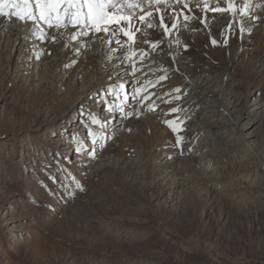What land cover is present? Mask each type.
<instances>
[{
  "label": "rangeland",
  "instance_id": "1",
  "mask_svg": "<svg viewBox=\"0 0 264 264\" xmlns=\"http://www.w3.org/2000/svg\"><path fill=\"white\" fill-rule=\"evenodd\" d=\"M196 1L186 3L193 6ZM234 4L246 9L242 0H234ZM145 8L151 10L147 5ZM186 8L177 5L178 13L186 12ZM136 12L142 14L139 9ZM234 38L223 34L215 45L207 43L209 50L219 44L218 52L210 53L216 58L207 54L209 61L200 57L180 59L176 66L181 70L179 74H172L174 68L168 70L163 73L167 80H161L150 92L140 91L133 99L132 83H128L125 96L118 92L116 98L106 91L101 94L99 88L90 91L84 74L69 71L58 76L47 72L51 51L42 48V54L32 60L27 57L24 43L12 46L1 37L0 211H6L10 220L6 225L0 221V264H211L212 260L264 264V251L250 258L247 251L233 246L235 240L249 245L252 237L244 239L243 233L247 227L257 233L255 241L264 239V119H254L248 113L258 103L257 110L264 116V70L256 76L252 68H261L264 51L261 63L255 62L253 54L243 59L244 50ZM122 42L136 53L129 60L140 57L135 51L138 43L128 39ZM154 43L159 46L155 50ZM162 43L158 38L146 44L144 57H162L166 53ZM22 60H29L28 68L35 66L38 70L32 81L26 79L28 71L18 69ZM71 68L74 65L67 69ZM202 69L209 70L215 81L213 89L195 92L191 98L183 85L175 94L169 91L170 78L180 83L185 72ZM221 88L240 106L231 113L216 107L213 115L211 96ZM216 99L222 100L220 95ZM111 100L125 105V113L152 100L155 104L161 102L163 109H148L143 115L149 121L153 115H160L161 120L156 119L163 130L154 134L146 125L135 127L133 119H138L140 113L128 118L117 113L116 117L125 123L122 133L109 137L102 157H98L96 140L97 155L86 163L89 169L85 180L58 169L65 151L52 153L46 147L48 141L69 140L82 117L81 124L86 128L83 145L87 148L97 128L88 107L96 106L97 118H103ZM172 108L179 111L172 113ZM166 120H177V132L164 123ZM177 135L182 137L179 146ZM36 139L41 144L33 141ZM150 150L160 155L147 161ZM122 157L129 159L130 165L135 164L129 173H122L120 165L116 172L99 168L108 160ZM161 167L175 169L168 186L162 185L156 174ZM46 198L52 200L49 208L37 203H46ZM62 206L61 215L49 222V211ZM22 219L27 222L20 229ZM18 229L20 232L12 238L13 230ZM34 229L37 240L31 237L26 242V232ZM19 246H26L25 252Z\"/></svg>",
  "mask_w": 264,
  "mask_h": 264
},
{
  "label": "bare ground",
  "instance_id": "2",
  "mask_svg": "<svg viewBox=\"0 0 264 264\" xmlns=\"http://www.w3.org/2000/svg\"><path fill=\"white\" fill-rule=\"evenodd\" d=\"M238 1L240 0H235V3H237ZM242 1L247 4V10L244 9L243 15L241 14L240 9H238L235 4L234 5L236 11L234 14L231 12H225L222 14L210 10L217 7V5L227 8L228 5L225 0H221V2L220 0H199V2L205 3H202V6H198L197 3L199 2L196 1L197 3L194 2L193 6H188L186 8V12L179 13L177 11V5L179 4L184 6V3H186L187 0H184V3H177L176 0H167V4H160L157 6L162 9L160 13H156L154 9H151L153 11V15L149 17V22L155 25V27L149 28L147 23L141 24L138 20L134 24V29H140V31L135 32L134 40L135 43H138L135 51L139 52L138 55H140L141 51L147 54L146 44L150 42L152 43L153 41L158 40V38H161V41H163V50L166 51V53H164L162 57H157V55L152 54L153 56H147L148 58L144 57L143 59H141L140 57H136L132 60H129L128 57L130 56V51L128 52L127 50L129 48L126 45L121 46L115 43L116 39H120L122 41L123 39H127V37H124L120 33H117V35L113 37L111 33L106 34L103 31L97 33L94 29L89 31L88 35H82L81 33L82 31H84L83 29H81L79 26L73 27L70 24H68L67 26H61L60 28H49L47 24L42 22L43 24H45L43 25L39 22L40 28H42L45 33V38L41 39L37 34H34L35 32H38V29H35L31 21L21 23L17 21L15 17H0V39L1 37H6L7 40L10 41L12 46H14V44L18 42L24 43V47H26L25 50L29 52L27 54V57L32 60H34L38 55L42 54L40 52L41 50L44 51V49L42 48L49 50V52L51 51L52 56L50 57V62L46 64L47 72L49 70L52 74H57L58 76H60L61 74H66L69 71L75 74H84L86 80L90 84V91H94L96 88H99L101 94L106 91L109 95H112L114 96V98H116L118 92L123 93V95L125 96V90L128 83H132L134 89L140 88L141 91L148 90L150 92V90L154 89L159 85L160 82H162L161 80H159V77L163 76V73L167 72L168 70L170 72V69L174 68L172 74L176 72L177 74H179V71L181 70L176 66L180 59H184V61H187L189 58L193 59L196 57H200L202 60L209 61V55L207 54L218 52V49L216 47L219 44H217L213 48V50H209L207 43L213 44V40L217 41L218 43V40L223 34L226 38L235 37L240 41V49L244 50L243 59H245V56H250V54H253L255 62L261 63L259 59L261 53L264 51V0ZM117 3L119 7V5L123 4V0H117ZM205 4H207L209 8L208 11L204 10ZM7 10L8 9H6V11ZM124 11H127V9L125 8ZM257 15H260V17H257ZM161 16H163L165 24L170 29V32L167 35H165L163 29L159 28L158 26ZM185 16L190 17V19L185 20ZM202 20L205 21V23H201ZM260 23L262 28H259ZM173 24L176 25L175 28L172 27ZM229 25H231V27H229ZM112 27H114V25H109V28ZM241 28L244 29L243 32H241ZM144 32L146 33L144 34ZM73 35L76 36L75 40L71 38ZM51 37L56 38V43L54 45ZM179 43H181V45H179ZM257 46L259 47L257 48ZM184 47L185 51H183ZM150 52H152V50H150ZM210 55L215 56L214 54ZM114 56L117 57V59H113L112 57ZM0 62H2V58H0ZM28 62L29 60L27 61V63ZM27 63H25L24 60L20 61V67L18 69L22 68L28 71L26 72V79L32 81L33 76L36 75L38 70L35 66H29L30 68H28ZM234 63L235 60H233V64ZM69 65H74V68L67 69ZM243 65L245 64L242 63V68L244 67ZM261 65L264 66V63H262ZM262 66L260 69L252 66V68L255 69L256 76L261 74V72L264 70V67ZM88 68L92 70L88 71ZM208 71L202 69L199 72H185V76L182 77L180 83H178L179 81L174 82L175 79L170 78V81H168V89L170 88L169 91H173L174 93L177 92L176 89H179V86L183 85L184 89L189 90L188 96L189 98H191L193 93L205 91L215 86V81L211 79V75ZM158 80L159 82H157ZM149 81H151V83H149ZM121 84H123L122 89L119 87ZM227 89L228 88H226V90ZM224 90V88H221L217 92L215 91L214 94L212 93L213 95L211 97L215 107H210L212 110L210 111L211 114L213 113V115H215L216 113L214 112L216 107L224 108L226 111L231 113L234 109L240 106L239 101ZM219 95L221 96L222 100L216 99V97ZM153 104H155L154 100L148 103H143L142 105H137V107L133 105V107H135L134 111L138 110L141 115H139L140 117L138 119H133V121L135 123V127L146 125L149 131L154 134H158L163 130L157 121V119L161 120V116L151 115L153 117V120L149 121L145 117L146 115H143V113L150 109L151 106L157 109H163L164 107L161 102H157L155 105ZM124 106L125 105L121 104L118 101L113 102L111 100V103H108L107 106L108 111L103 118H97V108L95 109L96 106L92 105L88 107L90 113L95 118L97 128L95 127L96 130L91 133L89 137V146L87 148L83 145V133L86 131V128L84 127L83 123L81 124L82 117L80 119V122L74 128L75 131L69 140L63 141L59 140L58 138L50 139L48 141L49 146H46L47 149L49 151H52V153H58L63 150L65 151L66 155L65 157L60 159L58 164L59 166H57V168L70 172L71 176L73 177L79 176L80 178H83L85 180V177H87L86 171H88L89 169V167L86 166V163L94 158V156H96L97 154L98 157H102V154L106 151V149L104 151L102 150L104 149L105 144L108 142L109 137L116 132L122 133L121 128L124 127L123 125L125 123H121L120 116H123V114L125 113L126 106ZM258 107V103L253 104L248 113L253 115L252 117L254 119L257 118L259 120H263L264 116L261 112H259V110H257ZM117 113H120L121 115L116 117L118 115ZM122 122H124V120H122ZM120 123L122 124V127H120ZM96 140L99 141L98 145L96 146V149H99L97 154H95L94 145V143H96ZM33 141L41 144L38 139ZM159 153L160 152L158 151L157 154L153 155V150H150L147 153L146 160L148 161V158L155 159V157L160 155ZM130 163L131 162L129 159L122 157V159L119 160H108L106 165L100 166L99 168L102 171L104 169H108L109 171L116 172V167L120 165L118 168H121L122 173H129V171L134 168L135 165H130ZM45 170L48 171V169ZM174 170H172V168L169 169L167 167H161V171H157L156 174L159 177L162 185L168 186L167 184L170 183V180L174 175ZM39 199H43V197L40 196ZM37 203L40 206H46V208H49L52 205V200L46 198V203L40 200H38ZM63 203L67 204L68 201ZM63 207L64 206H62L60 209H57V207H55L52 208L53 210L49 211L51 212L49 213L51 214L49 222H53L54 218L61 215V210ZM8 216L9 215L6 213V211H0L1 223L3 222L6 225L8 223V220H10L7 219ZM21 222L22 224H20L19 226L20 229H22L21 227L23 223L27 222V219H22ZM20 229H18V231L13 230L12 238L14 234L20 232ZM35 229L30 230L29 233L26 232L28 235L26 237V242L30 240L31 237L34 238L33 241L37 240L38 237L36 236L38 235V233L37 231H35ZM243 233L244 239H250V237H252L249 245H245L243 242L235 240L233 246H238L235 247V250L243 249V251H247L248 257L250 258H252V256L257 253L264 251V239L260 238L259 240L255 241L254 239L257 236V233L255 234L253 228L247 227ZM228 237H233V233L230 232ZM256 243L257 247H254V244ZM19 249H24L25 252L26 246H19ZM203 257L207 259L205 255H203ZM211 264L222 263L218 260H212ZM223 264L228 263L226 262Z\"/></svg>",
  "mask_w": 264,
  "mask_h": 264
},
{
  "label": "snow or ice",
  "instance_id": "3",
  "mask_svg": "<svg viewBox=\"0 0 264 264\" xmlns=\"http://www.w3.org/2000/svg\"><path fill=\"white\" fill-rule=\"evenodd\" d=\"M176 2L184 3V0H176ZM225 2L228 5L227 8L217 5V7L210 10L222 14L225 12L234 14L236 11L234 0H225ZM160 4H167V0H123V4L119 5V7L117 0H0V17H15L16 20L21 23L31 21L35 29H38V32L34 34H37L41 39L45 38V33L43 29L40 28L39 22L47 24L49 28H60L68 24L73 27L79 26L84 30L81 33L82 35H88L89 31L93 29L97 33L101 31L106 34L111 33L113 37H115L117 33H120L124 37H127L128 41L134 43L135 32L140 31L139 28L134 29V24L137 20L141 24L147 23L149 28L155 27V25L147 20V18L153 15V11L146 10L145 5H147L148 9H154L156 13H160L162 9L157 7ZM184 7H188V4L184 3ZM246 7L247 4H245V8ZM125 8L127 11H124ZM6 9L8 10L6 11ZM136 9H139V12L142 14L138 15ZM204 10H209L207 4H205ZM240 12L243 15L244 9H240ZM184 19L188 20L190 17L185 16ZM201 23H205V21L202 20ZM109 25H114V27L109 28ZM158 26L163 29L165 35L170 32L169 27L164 22L163 16L160 17ZM172 27L175 28L176 25L173 24ZM229 27H231V25H229ZM243 31L244 29L241 28V32ZM71 38L75 40L76 36L73 35ZM51 39L55 42L56 38L51 37ZM115 43L123 46V42L120 39H116ZM212 43L215 45L217 41L213 40ZM157 46L158 43H154L152 45L153 50H155ZM129 51L131 52V56H129L128 59H131L136 53L132 52L131 47ZM145 55H147L145 52H140L141 59H143ZM164 79H166V76L159 77V80ZM159 80L157 82H159ZM149 83H151V81H149ZM119 87L122 89L123 84ZM140 91V88H135L133 99L136 98V94L140 93ZM176 91L179 92V89H176ZM150 110L154 111L155 109L150 107ZM178 111L179 109L177 108L171 109L172 113ZM123 115L124 118L133 115L138 117L139 111L127 112ZM93 123H95V120H93ZM164 123L171 128L174 133L177 132L179 128L177 120H166ZM180 123H183V121H180ZM181 140L182 137L177 135V146H179ZM76 187L80 191H84L81 185L77 184Z\"/></svg>",
  "mask_w": 264,
  "mask_h": 264
}]
</instances>
